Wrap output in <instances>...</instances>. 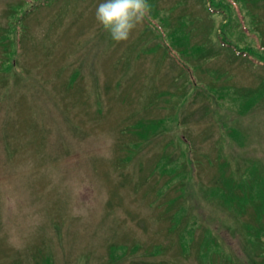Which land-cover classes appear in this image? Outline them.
Returning a JSON list of instances; mask_svg holds the SVG:
<instances>
[{"label": "rangeland", "instance_id": "rangeland-1", "mask_svg": "<svg viewBox=\"0 0 264 264\" xmlns=\"http://www.w3.org/2000/svg\"><path fill=\"white\" fill-rule=\"evenodd\" d=\"M0 0V264H264V0Z\"/></svg>", "mask_w": 264, "mask_h": 264}, {"label": "clouds", "instance_id": "clouds-1", "mask_svg": "<svg viewBox=\"0 0 264 264\" xmlns=\"http://www.w3.org/2000/svg\"><path fill=\"white\" fill-rule=\"evenodd\" d=\"M150 13L148 0H104L96 8L95 19L114 41L121 42L127 41Z\"/></svg>", "mask_w": 264, "mask_h": 264}]
</instances>
